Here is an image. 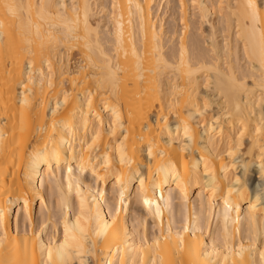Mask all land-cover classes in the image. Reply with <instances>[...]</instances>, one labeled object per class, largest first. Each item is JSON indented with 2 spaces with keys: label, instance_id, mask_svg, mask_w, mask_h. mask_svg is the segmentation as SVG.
Instances as JSON below:
<instances>
[{
  "label": "bare ground",
  "instance_id": "bare-ground-1",
  "mask_svg": "<svg viewBox=\"0 0 264 264\" xmlns=\"http://www.w3.org/2000/svg\"><path fill=\"white\" fill-rule=\"evenodd\" d=\"M185 1L179 2L186 26ZM17 2L27 5L39 0ZM45 2L71 5L73 0ZM75 2L83 4L85 0ZM86 2L91 41L94 46L98 45L93 61L105 63L100 55L103 50L114 68L119 63L126 69L118 73V90L108 83L98 87L96 80L91 78L93 70L88 67V51L83 40H71L46 52L43 65L37 56L31 70L32 82L28 70L20 64L12 67L11 77H7L0 67V133L6 146V154H0V210L5 212L10 238L16 237L21 248L26 240L29 257L34 250L37 259L40 245L46 249L53 239L63 241V215L56 189L63 182L67 192V169L71 167L74 170L68 210L71 222L75 223L80 214L77 183L88 206L93 213H98V221L93 220L87 225L92 246V255L87 257L90 264H264L261 258L264 253V183L260 189H252L249 185L254 172L259 176L258 182L264 181L260 168L264 152V107L259 92L243 98L230 96L226 104L217 88L215 73H198L190 85L185 79L178 81L169 73L153 76L147 71L154 66L156 58L164 63L178 64L182 54L185 62L194 66L217 64L223 72L238 80H245L248 67L245 66L246 73H242L241 66L231 59L221 62V52L228 57L233 50L225 45L219 47L212 32L208 51L214 54L213 57L207 56V49L199 50L196 42L187 41L184 33L179 35L177 49L169 56L165 54L164 30L155 16L158 0H109L110 8L106 13L111 28L109 35H105L108 38L101 35L100 23L93 19L96 5L103 11L105 4L102 0ZM238 2L244 0H218L216 7L221 12L219 5L223 3L227 17L230 14L228 6ZM254 2L264 12V0ZM196 3L211 11L206 0H196ZM51 11L55 15L57 9ZM68 15H72L70 10ZM118 32L122 34L119 43ZM79 35H84L82 24ZM234 42L233 54H236V37ZM134 49L143 57L140 72L136 69L138 61L133 55ZM153 49L156 50L154 54ZM239 49L243 55V44ZM73 56L76 60H72ZM41 72L44 73L43 84ZM140 76L142 81L138 79ZM48 77H51V87ZM5 79L7 84L3 83ZM246 82L251 86L250 79ZM177 86L185 91L177 94L178 107L169 113L168 105L177 103L173 92ZM25 98L29 102L23 104ZM237 103H240L239 112ZM161 108L163 115L168 117L167 122L162 119L157 122ZM113 109L120 116L118 121ZM189 112L191 119H188ZM22 114L28 125L23 135L20 132ZM186 119L191 140L184 136ZM142 127L145 130L142 131ZM229 152L233 155L229 156ZM35 153L40 154L38 160ZM121 156L125 158L123 164ZM233 161L238 167H233ZM161 166L167 171H158ZM118 176L124 182L123 200ZM237 176L241 178L243 188L240 194H230L229 185L236 182ZM108 183L110 196L106 192ZM47 185L50 193L55 195L56 212H51L45 198ZM145 198L153 202L151 211L143 203ZM225 198L230 200V206L235 205L227 224ZM9 199L11 203H8ZM37 201L39 228L34 224L33 212ZM250 202L256 205L252 214L249 213ZM133 205L134 210L143 214L139 225L144 228L147 216L154 222L156 231L150 237L145 229L142 235L136 234L138 226L132 225L129 217ZM157 206L161 211L159 217L155 215ZM48 223L59 232L57 237L45 235ZM56 224H59L58 228ZM98 227L102 229L100 235L96 234ZM75 264H79V259Z\"/></svg>",
  "mask_w": 264,
  "mask_h": 264
},
{
  "label": "snow or ice",
  "instance_id": "snow-or-ice-1",
  "mask_svg": "<svg viewBox=\"0 0 264 264\" xmlns=\"http://www.w3.org/2000/svg\"><path fill=\"white\" fill-rule=\"evenodd\" d=\"M117 5L114 3L113 8ZM183 7V5H182ZM192 7L194 9H200V19L202 22H206V16L211 15L212 11H215V5L211 11L206 9L203 4H197L196 0H193ZM56 8V14L54 15L51 9ZM63 9L61 12L60 9ZM221 10V26L224 28L225 46L226 48L230 44V37L235 32L236 47L239 51V47L243 44V55L245 57V63L249 69V73L246 74L245 80H238L234 76H230L223 72L217 64L194 66L189 62H185L183 54L178 64H168L162 62L159 58H156L154 66L147 69V71L155 76L161 72L169 73L176 76L179 81L181 78L185 79L188 84H192L196 79L198 73L205 75L209 73H215L216 85L223 97L225 103H229L230 96L237 98H243L249 94L254 95L257 91L261 97V106L264 107V12H261L257 8L254 0H244V2H238L234 6H228L229 15L225 17L224 8L225 5L221 3L219 5ZM129 15L131 16V4L129 5ZM139 9V6H137ZM71 11L72 15L69 16L68 12ZM25 13L27 15L25 16ZM33 13H35V20L33 19ZM89 19V5L85 0V3L80 4L73 0L71 5L60 3H48L45 0H39L38 3H29L27 5L17 2V0H0V67L5 70L6 76L11 77L12 67L20 64L22 67H26L28 70L29 81L32 82V68L34 60L37 56L40 57L41 64L44 63V56L46 52H51L57 49L61 44L67 43L71 40H83L84 48L88 51L87 63L91 68V78L96 80L98 87H103L106 83L111 84L114 90H118L120 84V77L118 75L123 69L119 63L114 68L112 61L108 56L104 55L103 50L100 51V55L104 57L105 63H96L93 61V54L98 45L94 46L91 41V30L88 24ZM131 24V20L129 21ZM81 24L83 25L84 35L80 36ZM118 27L120 25L118 24ZM141 31L143 32V19L141 18ZM122 34L117 33L118 43ZM153 49V54L155 53ZM127 55V53H126ZM133 55L136 56L137 64L136 69L138 72L143 70L142 60L143 57L136 54L134 49ZM51 71V69H49ZM99 73V75H97ZM43 84L44 73L41 72ZM139 80H143V77H138ZM251 80V86L246 82ZM4 84L8 83V80L3 81ZM20 83H23L21 80ZM49 87L52 86L51 77H48ZM27 87V85H25ZM194 90V89H193ZM185 89L174 88V96H176L177 103L168 105L169 113L175 111L178 107V95L182 94ZM189 97H191V91H189ZM28 99L22 102L28 103ZM246 104V100L243 101ZM207 107V102L205 103ZM237 112L240 111V103L236 104ZM55 115V113H53ZM113 115L118 121L120 119L119 114L113 109ZM179 115V114H178ZM167 122L168 117L163 115V108H161V115L157 118L159 120ZM188 119H191V113L189 112ZM55 123V122H54ZM28 125L24 120L23 114L20 121V132L23 135L27 131ZM145 130L142 127V131ZM99 135V133L97 134ZM243 135V133H241ZM184 136L191 140L190 127L188 120L184 121ZM95 143V138L93 139ZM91 147V145H90ZM0 154H6V146L4 143V136L0 133ZM38 160L39 153L34 154ZM151 155V149L149 150ZM229 156L233 155L232 152L228 153ZM57 163L59 164V154H56ZM124 156H121V163H124ZM107 163V157H105ZM81 170L84 165L81 164ZM223 167V166H222ZM233 167H238L236 162L233 161ZM261 175L264 176V152L261 156ZM227 171V169H224ZM247 172V167L244 168ZM67 177V192L64 191L63 182L57 185V191L59 192V209L63 215V241L57 242L53 239L45 249L44 245H40L39 258L37 259L36 253L33 250L31 258L29 257V251L27 247V241L25 240L23 248L18 242L16 237L9 236L6 230L5 212L0 210V264H75V260L79 259V264H90L87 257L92 255V246L90 244L89 229L87 225L89 222L98 221V213H93L92 209L88 206V201L84 197L80 190V185L76 184V197L79 199L80 214L76 216V222L72 223L68 210L71 206V194L73 190L72 176L73 169L68 167ZM158 171L166 172L167 169L161 166ZM95 174V173H94ZM139 175V174H137ZM99 179V178H98ZM117 183L121 184L122 190L120 192L121 200L124 198V182L121 177H117ZM215 183V181H213ZM240 177H236V182L229 185L230 194H240L242 186ZM144 181L141 179V189H143ZM179 186V184H178ZM183 191V190H182ZM10 195V193H9ZM260 200V197H257ZM11 203V199L8 200ZM43 203V202H42ZM143 203L152 210L153 202L147 198ZM230 200L225 198L224 204V219L225 223L229 220V213L235 205L230 206ZM239 211V208H236ZM256 210V205L250 202L249 213L252 214ZM155 215L159 217L161 211L157 206ZM83 221V223H82ZM55 227H59L56 224ZM107 225H104L106 228ZM187 230V229H186ZM102 229L97 228L96 234L100 235ZM228 232L225 229V243L227 244ZM45 251H47V258L45 259ZM261 258L264 259V253H261Z\"/></svg>",
  "mask_w": 264,
  "mask_h": 264
},
{
  "label": "rangeland",
  "instance_id": "rangeland-1",
  "mask_svg": "<svg viewBox=\"0 0 264 264\" xmlns=\"http://www.w3.org/2000/svg\"><path fill=\"white\" fill-rule=\"evenodd\" d=\"M180 0H158L159 4L158 6H156L155 8V16L158 19V22L161 23L163 30H164V36H163V41H164V53L167 54L169 56V54L171 55L173 53V51H175V49H177L176 47H178V40H179V35L181 33L186 34V38L187 41L191 42V40L193 42H196L195 44L197 45V48L201 51H205L206 52L210 49L209 46V38H210V33L213 35L214 34V39L216 40L217 44H219V47L222 48V46L225 45V36H224V28L221 26V15L220 12L218 11L217 7H215V11L211 12V15L206 18V22H202L200 19V11L198 10V8L194 9L192 7L193 5V1L191 0H186V26L184 23V21L182 20V16L180 13L182 8L180 5ZM208 2V5L211 7V9L213 8V6H216V3L218 0H206ZM102 3L105 4L106 8L104 10L106 11H102L97 5H96V9H95V16L93 17V19L95 18V21L98 20V22L100 23V33L101 35L105 38L106 36H108V31L110 30V22L108 21V15L106 12L107 9L110 8V2L109 0H102ZM97 14V15H96ZM183 21V22H182ZM209 21V22H208ZM185 26V27H184ZM214 27V28H212ZM186 29V30H185ZM105 31V32H104ZM235 32L233 31L231 37H230V43L232 45L229 44L228 48H230V50L234 51V41H235ZM106 35V36H105ZM108 38V37H106ZM211 40V39H210ZM188 42V43H189ZM192 43V42H191ZM198 43V44H197ZM233 48V49H232ZM229 50V51H230ZM172 51V53H171ZM224 51V50H222ZM232 51H230V56L227 57V55L225 56V54L223 52H221V57H222V61L221 62H225L226 60H230L232 62H236L241 66V72L242 73H246V68L245 66V58L243 57L242 53L240 52V49L238 51V55L233 54ZM211 55L213 57V53L208 51L207 52V56ZM207 57V58H211ZM76 56H73L72 60H76ZM239 61V62H238ZM243 69V70H242ZM203 91H205V89H202ZM216 103L214 102V104H212V107H214V110L217 109ZM253 167V166H251ZM258 175H256V173L254 172L252 175V178H250V188L252 187V189H260L263 186L264 181L262 182H258L259 181V176L257 178ZM86 179L89 180V176L86 175ZM252 182V183H251ZM252 184V185H251ZM107 187V191L108 192V196H110L109 194V188H110V183H108L106 185ZM45 198L48 202L49 208L51 210V212H56L55 210H58V206L56 205V199H55V195L51 194L49 191V186L47 185V187L45 188ZM175 203H177V199L175 200ZM38 205L39 202L37 201L36 204H34V224L36 226V228H39L40 226V216L38 215ZM57 206V208H56ZM58 212V211H57ZM16 213V208L14 209L13 215ZM130 216V220L132 221V225L136 226L138 229L136 231V234L139 236L143 234L142 231H146L147 236L150 237L151 235L154 234V232L156 231V227L154 225V222H152V219L150 217H145L146 219H144V228L142 227V225L140 224V217L143 215L142 212L138 209L134 210V205L131 209V212L129 214ZM13 221V218H12ZM139 222V223H138ZM51 223H48L47 228L44 230V233L47 237H51V236H58L59 232H55L54 230V226H51ZM12 227H13V222H12ZM20 227H23V224L20 223ZM135 227V229H136ZM56 233V234H55ZM58 233V234H57ZM153 233V234H152ZM56 236V237H57ZM90 261V259H89Z\"/></svg>",
  "mask_w": 264,
  "mask_h": 264
}]
</instances>
